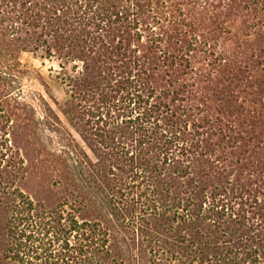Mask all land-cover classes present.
Masks as SVG:
<instances>
[{
  "label": "trees",
  "instance_id": "trees-1",
  "mask_svg": "<svg viewBox=\"0 0 264 264\" xmlns=\"http://www.w3.org/2000/svg\"><path fill=\"white\" fill-rule=\"evenodd\" d=\"M0 264H264V0H0Z\"/></svg>",
  "mask_w": 264,
  "mask_h": 264
},
{
  "label": "rangeland",
  "instance_id": "rangeland-1",
  "mask_svg": "<svg viewBox=\"0 0 264 264\" xmlns=\"http://www.w3.org/2000/svg\"><path fill=\"white\" fill-rule=\"evenodd\" d=\"M20 61L25 70L22 78L24 93L28 95H41L57 111L62 123L70 129L66 119L60 114L53 103V99L61 103L66 97L64 87L54 78L55 71L58 68L57 61L55 59L43 58L39 53L33 54L28 52L20 54ZM74 136L79 140L75 133Z\"/></svg>",
  "mask_w": 264,
  "mask_h": 264
}]
</instances>
